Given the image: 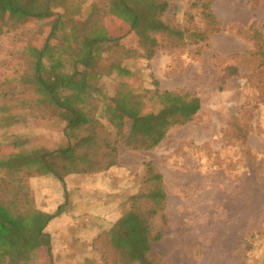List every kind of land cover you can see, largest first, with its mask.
Masks as SVG:
<instances>
[{"label": "trees", "instance_id": "16d2710c", "mask_svg": "<svg viewBox=\"0 0 264 264\" xmlns=\"http://www.w3.org/2000/svg\"><path fill=\"white\" fill-rule=\"evenodd\" d=\"M72 1L0 0V9L4 8L0 12L13 17L9 29L21 32L24 42L16 76L0 82V132L17 134L13 142L0 144V257L32 255L43 238L48 251L52 250L48 226L71 207L68 186L92 182L118 166V143L128 125L127 147L148 151L159 146L173 127L194 120L202 109L198 95L162 89L158 79L149 87L140 86L138 71L146 67L137 57L149 63L158 49L152 33L170 34L185 43V30L161 18L167 1L107 0V22L102 23L99 8L93 6L83 24L86 30H81V15L70 13ZM87 2L75 0L79 10ZM261 2L248 0L254 17ZM206 8L209 36L191 32L195 60L212 34L226 31L212 3ZM30 24L38 28L32 30ZM257 26L255 18L249 30L256 41L262 39L264 48V35ZM136 34L151 42L143 54L129 44ZM227 70L236 73L234 67ZM5 86L19 89L20 94ZM69 87L81 88L89 101L82 104L74 95H66ZM17 121H25L28 128ZM35 124L42 125L40 133L30 129ZM34 132L38 142L29 144ZM144 171L142 178L132 179V194L119 200V217L108 224L90 218L97 228L91 246L103 235L108 237L118 253L117 264H166L151 256L154 244L162 239L153 221L159 217L168 223L164 177L153 161L144 163ZM55 181L62 186L63 203L44 191Z\"/></svg>", "mask_w": 264, "mask_h": 264}, {"label": "rangeland", "instance_id": "374dc122", "mask_svg": "<svg viewBox=\"0 0 264 264\" xmlns=\"http://www.w3.org/2000/svg\"><path fill=\"white\" fill-rule=\"evenodd\" d=\"M164 1L167 9L161 18L170 26L185 30V43L170 34L152 33L158 39V49L149 63L137 57L146 67L138 71L140 86L149 87L158 79L162 89L198 95L202 109L188 124L173 127L152 150L127 147L130 125L123 129L118 143L119 164L132 171L134 180L144 176L143 164L147 161H153L164 177L168 223L165 225L159 217L153 221L154 228L162 232V239L154 244L151 256L166 264H264L262 39L256 41L254 31L247 26L224 23L226 31L212 34L202 45L200 59L195 60V37L191 32H205L209 36L207 5L212 3L219 13L229 14L234 8L229 4L232 0ZM239 1L242 6L246 3ZM106 3L107 0H88L79 10L74 0L69 10L74 16L81 15L84 20L80 27L86 30L83 24L93 6L99 8L102 23L107 22ZM12 22L13 17L0 12V82L16 76L18 53L24 45L19 37L21 32L9 29ZM29 27L38 28L37 24ZM257 29L263 36L264 28L258 24ZM41 30V34H46L45 28ZM129 44L142 54L151 46L138 34L132 36ZM228 67H234L236 73L228 72ZM3 89L20 94L19 89L10 86ZM64 93L74 95L82 104L89 101L88 94L78 87H69ZM17 122L26 127L25 121ZM102 122L107 124L105 119ZM41 127L35 124L30 129L40 133ZM30 135L28 143L37 144L38 134ZM53 137L56 141V134ZM16 139V133L4 136L0 132V144ZM103 188H108L103 182L101 186L90 185L80 196L71 197L68 217L64 218V214L49 225L50 252L47 238H43L34 254L19 258L1 256L0 264H117L118 253L108 237L103 235L91 246L94 224L90 215L104 219L105 224L114 216L109 207L117 197ZM49 189L58 202H64L60 184H52ZM97 194L101 195L100 200L93 198Z\"/></svg>", "mask_w": 264, "mask_h": 264}, {"label": "crops", "instance_id": "0c3cea01", "mask_svg": "<svg viewBox=\"0 0 264 264\" xmlns=\"http://www.w3.org/2000/svg\"><path fill=\"white\" fill-rule=\"evenodd\" d=\"M229 4L234 5V8L229 12V14L219 13L217 11V9L215 8V5H214V7L212 6L215 15L223 23H227V24H231V23L236 24L237 23V24H241V25L249 27L251 25V23L253 22V20L256 18L260 27L264 28V2L260 3V5L256 11V17H254V12L248 3V0H246V3L244 6L241 5V2L239 0H232L229 2ZM221 33H224V31H221L217 34H221ZM170 90H175V89H170ZM118 149H119V146H118ZM144 173H145V171H144ZM142 177H143V175L141 176V178ZM132 179H135V176H133L132 171L129 168L119 164V153H118V166L117 167L106 171L103 174V177H101V178L94 179L92 182H86L85 184H77V185H75V187H74V185H70V186H68V189L72 195L78 194L80 196L85 191H87V189L89 188L90 185H91V187H95L97 185L101 186L102 182L104 184H106V186H108V188H105V189L103 188L104 191L109 192L111 194V196L116 195V197H117V200H111L110 201L111 205L109 207V212H110V214H114V216L112 218H108V220L112 221V220H115L117 218V216L119 215V213L121 211V209H120L121 207H119V200L123 199V197H125L126 195L132 194V192H133L132 189L130 191V187L132 185V183H131ZM138 179H140V178H136V180H138ZM70 180H71V178H70ZM55 184L59 185L60 182H58V181L53 182V185H55ZM128 189H129V191H128ZM44 191L47 193V195L49 197L56 200V198L51 194L49 188H46ZM126 191H128V192H126ZM167 195H168V192H167ZM62 196H63V190H62ZM100 196L101 195L97 194V195H94L93 198H96V200H98V199L100 200ZM83 199H85L84 201H86V196H84ZM87 199H89V198H87ZM59 203H63V202H59ZM69 210L70 209H68L67 212L65 213L64 218L68 217V215L70 214ZM89 211H92V210H88V212ZM166 213H167V208H166ZM92 216H94V215H90L89 219ZM94 218H96V217L94 216ZM100 220L104 221V219H100ZM85 226H86V223H85ZM72 227H76V226H72ZM91 227L93 228V231L90 232V235H93L95 229H97V228H96V225H91ZM48 228H49V226H48ZM82 229H84L85 233H87L85 227H82Z\"/></svg>", "mask_w": 264, "mask_h": 264}]
</instances>
